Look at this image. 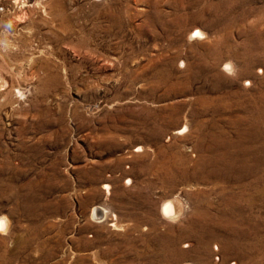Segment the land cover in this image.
<instances>
[{
	"label": "rangeland",
	"instance_id": "obj_1",
	"mask_svg": "<svg viewBox=\"0 0 264 264\" xmlns=\"http://www.w3.org/2000/svg\"><path fill=\"white\" fill-rule=\"evenodd\" d=\"M0 217V264H264V0H0Z\"/></svg>",
	"mask_w": 264,
	"mask_h": 264
},
{
	"label": "bare ground",
	"instance_id": "obj_2",
	"mask_svg": "<svg viewBox=\"0 0 264 264\" xmlns=\"http://www.w3.org/2000/svg\"><path fill=\"white\" fill-rule=\"evenodd\" d=\"M203 34H202V32H201V30H199V29H195V31H194V33H193V36L194 37H201ZM227 153V152H226ZM233 163V162H232ZM244 196H246V195H244ZM247 197V196H246ZM245 197V198H246ZM173 204H175V203H172L171 201H165L164 202V205H163V213H167V214H171L172 212H173V209H174V207H173ZM103 211L104 210H99V208H97V209H95V212H97V213H99V214H103ZM103 216V215H102ZM216 218H217V216H216ZM226 218V217H225ZM232 218V217H231ZM233 219V218H232ZM213 220V219H212ZM215 220V219H214ZM213 220V221H214ZM230 220V219H229ZM247 220V219H246ZM5 217H0V228H3L4 227V225H5ZM227 221V220H226ZM234 221H235V218H234ZM237 221V220H236ZM209 222V221H208ZM228 223V222H227ZM231 223H232V221H231ZM235 223V222H234ZM218 224V223H217ZM219 224H220V222H219ZM229 224V223H228ZM227 225V224H226ZM235 225V224H234ZM251 225V224H250ZM237 226V225H236ZM210 228V227H209ZM238 229V228H237ZM206 230V229H205ZM213 230V229H212ZM211 233V232H210ZM209 233V234H210ZM213 233V232H212ZM233 233V232H232ZM206 234H207V232H206ZM217 234V233H216ZM247 234V233H246ZM248 235V234H247ZM227 236V235H226ZM231 236V235H230ZM232 236H233V234H232ZM215 237V236H214ZM229 237V236H228ZM226 238V237H225ZM233 238V237H232ZM246 238V237H245ZM231 239V238H230ZM234 239V238H233ZM236 239V238H235ZM228 242H230V241H228ZM251 242V241H250ZM225 243V242H224ZM247 244V243H246ZM220 245H221V243H220ZM244 245V244H243ZM216 247V246H215ZM225 247V246H224ZM228 247V246H227ZM232 247V246H231ZM239 247V246H238ZM218 248V247H217ZM235 248V247H234ZM240 248V247H239ZM219 249V248H218ZM223 250V249H222ZM237 250V249H236ZM242 250V249H241ZM225 254V253H224ZM248 255V254H247ZM221 258V257H220ZM225 259V258H224ZM226 261V260H225ZM222 264V263H221ZM224 264V263H223Z\"/></svg>",
	"mask_w": 264,
	"mask_h": 264
}]
</instances>
